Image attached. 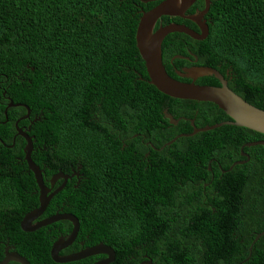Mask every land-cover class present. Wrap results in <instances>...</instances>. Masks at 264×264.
Returning a JSON list of instances; mask_svg holds the SVG:
<instances>
[{"label":"trees","instance_id":"obj_1","mask_svg":"<svg viewBox=\"0 0 264 264\" xmlns=\"http://www.w3.org/2000/svg\"><path fill=\"white\" fill-rule=\"evenodd\" d=\"M153 4L0 0V228L30 264L93 260L55 262L54 237L47 232L52 224L30 232L20 226L39 202L36 182L25 177L17 158L24 142L18 138L15 149L7 146L26 107L44 111L32 131L36 143L83 165L87 181L73 196L83 220L77 240L90 233L91 244L112 247L115 258L109 264H264V235L249 255L256 233L264 231V145L244 147L248 161L222 172L245 159L244 143L264 140V134L225 124L179 137L162 150L152 148L191 132L189 119L196 127L230 120L212 102L169 97L148 82L135 31L141 12ZM203 7L204 0H195L188 12ZM206 17L204 39L179 32L164 37L165 70L189 82L174 70L212 67L230 89L264 109V0H210ZM162 18L198 32L179 17ZM195 83L220 85L214 76ZM9 101L23 105L6 108ZM164 108L187 119L170 124ZM146 192L184 193V199L149 211ZM170 215L177 220L166 227Z\"/></svg>","mask_w":264,"mask_h":264},{"label":"water","instance_id":"obj_2","mask_svg":"<svg viewBox=\"0 0 264 264\" xmlns=\"http://www.w3.org/2000/svg\"><path fill=\"white\" fill-rule=\"evenodd\" d=\"M194 1L195 0H161L151 9L142 11L135 31V44L141 58L145 63V68L149 77L148 82L154 85L156 89L173 98L212 102L222 111H224L230 120H224L212 125H205L203 127H196L193 119H189V123L192 127L191 132L180 133L160 147H155L152 145V148L156 150H162L165 146L170 145L179 137L192 136L198 132L207 131L225 124L245 127L264 134V109H260L248 103L241 96L230 89L227 85L226 79L216 69L208 66H193L183 68L182 71H176V74L181 77L190 78L191 80L201 76H214L219 81V86L200 85L196 84L194 81H181L169 75L165 70L161 58V44L164 37L169 33L179 32L184 33L194 39H204L208 34V25L205 22V19H203V15L209 9L210 0H204V8L197 15L186 16L198 26V32L181 23H168L165 25H159L156 29H154L155 24L157 20L164 15L185 17L184 13L186 12L187 8H189L194 3ZM15 105L19 106L23 104H13L12 102L9 104V106ZM26 109H28V107H26ZM163 113L164 117L168 119L170 124L175 125L180 119H187L182 117L174 118L167 109H164ZM15 126L17 131L21 134V130L18 128L17 122L15 123ZM257 144L264 145V140L244 143L240 148V155L245 157V159L234 161L227 170L222 169V172L231 170L233 166L237 164H243L247 162L249 156L243 151V148ZM24 150L26 152L25 159L28 162L29 168L35 174L36 182L40 189V193L42 194V196H40L39 205L35 209L28 212L20 222V226L23 230L30 231L56 222L61 217L59 215H54L38 222L33 226V228L25 227V225H29L32 219L38 217L40 213L43 212L48 203L49 197H44L45 189L43 186L42 177L37 166L33 164L30 158V151L32 150V141L30 138H27V144ZM65 218L69 219L74 227L67 237H59L53 242L50 249V256L53 261L65 263L96 254H105L106 257L92 264H109L114 260V250L112 247L102 242L68 255L59 254V250L71 244L77 234L78 225L76 220L73 219V216H65ZM262 235H264V231L256 233L249 247V255L251 253L252 246ZM9 260H14L20 264H30L25 256H22L16 252L7 254L6 257L0 261V264H7Z\"/></svg>","mask_w":264,"mask_h":264},{"label":"flooded vegetation","instance_id":"obj_3","mask_svg":"<svg viewBox=\"0 0 264 264\" xmlns=\"http://www.w3.org/2000/svg\"><path fill=\"white\" fill-rule=\"evenodd\" d=\"M144 1L146 3H149V2L155 3L153 4L154 6L158 4L161 0H144ZM189 8H187L186 12L184 13L185 17H179V16H173V17H179L180 20L182 21L190 22L192 25L196 26V28L199 31L198 26L186 16L197 15L199 12L203 10L204 7L201 9L196 8L194 12H188ZM206 15H207V12L203 15V19H205V22L207 23V21L210 19L207 18ZM156 23H157V26H159V25H164L168 23H180V21H173V20H170V18L165 19V18L160 17ZM181 24H184V22ZM183 68H188V67H183ZM182 69L181 70L176 69L174 70V73L176 74V71H182ZM176 76L178 75L176 74ZM178 77L184 78L181 76H178ZM198 78L200 77H197L196 79L190 80V81L195 82ZM198 102H206V101H198ZM10 103L11 101H9L6 108L11 107L9 106ZM207 108L210 109L211 107L207 106L206 109ZM193 110L195 114L198 112V109L196 107H194ZM4 113L6 115V111ZM43 113H44L43 109L40 110L38 113H33L32 110L28 108L26 109V112L24 114L18 115L13 123L14 132L12 133V138H11L12 142L6 145L12 149H15L16 140L18 138H20L19 139L20 142H24L22 146V156L17 157V158H19L20 168L22 169L21 171L25 175V177L32 176V178L36 182L35 174L29 168L28 162L25 159L26 152L24 148L26 147V144H27V138L31 139L32 150L30 151V158L33 164L37 166L38 171L42 177V182H43V186L45 189L44 197H49V199H48V203L46 207L44 208L43 212H41L38 217H35L34 219H32L29 225H25V227L33 228V226L37 224L38 222L46 218H49L51 216L59 215L61 218L57 220L56 222L51 223L52 227L47 230V232L50 233L51 238L54 237V240H53L54 242L59 237H67L68 234L71 232L74 226L69 219L65 218V216H68V217L73 216V219L76 220L77 225H78L76 237L74 238L71 244L59 250V254L68 255L71 253L78 252L84 248L91 247V246L98 244V243L96 244L90 243V241L92 240L90 233H87L84 238L77 240L78 232H80V230L83 228L82 226L83 220L80 219V217L77 215L75 211L76 206L73 200V196L83 189L85 182L87 181V177L84 174L83 165L81 163H78V164H75V162L73 163L70 157L69 158L60 157L54 150H50V146H48L45 143L44 144L36 143L37 141H39V139L36 138V136L32 133V131H33L35 122H37L38 120H41ZM16 122H17L18 128L21 130L20 131L21 134L16 129V126H15ZM193 122H194V119H193ZM105 126L107 128L106 124ZM124 145L125 144H122L121 148L124 147ZM145 163H146V168H148L149 161H146ZM208 169L210 168L208 167ZM35 184H36V190H34L33 193H38V200L40 202V196H42V194L40 193V189L38 187L37 182ZM144 195L146 198L145 206L149 207V211H151L152 207H155L157 205L171 204L173 199H175V203L179 205L180 198L184 199V193H182V197L179 196L178 193H161L158 195V197H155L151 192H146L144 193ZM53 200H54V203H53ZM159 200H161L160 203H159ZM39 202H38V205H39ZM38 205H35L33 209H35ZM23 217L20 219V222L23 219ZM176 220H177V216L175 215L168 216L165 219L166 227L171 226L173 223L176 222ZM191 226L194 228L195 225L191 224ZM42 227H45V226H42ZM42 227L37 228L35 230H30V231H36V230L41 229ZM65 227L69 228L68 233H60V230ZM195 228L197 229V227ZM23 231L26 232L25 230ZM70 248H72L73 251L66 252V250H69ZM14 252L18 253L15 250V246H13L7 238H3L1 236V228H0V261L4 259L7 254L14 253ZM105 257H106L105 254H96V255H91L88 258H92L93 260L92 262L94 263ZM12 263H18V262L14 260H9L7 264H12Z\"/></svg>","mask_w":264,"mask_h":264},{"label":"clouds","instance_id":"obj_4","mask_svg":"<svg viewBox=\"0 0 264 264\" xmlns=\"http://www.w3.org/2000/svg\"><path fill=\"white\" fill-rule=\"evenodd\" d=\"M103 243V242H102ZM109 246V245H108Z\"/></svg>","mask_w":264,"mask_h":264}]
</instances>
